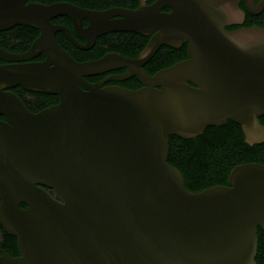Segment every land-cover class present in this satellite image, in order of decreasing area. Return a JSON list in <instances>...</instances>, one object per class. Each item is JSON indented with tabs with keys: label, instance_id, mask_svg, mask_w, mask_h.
Returning <instances> with one entry per match:
<instances>
[{
	"label": "water",
	"instance_id": "1",
	"mask_svg": "<svg viewBox=\"0 0 264 264\" xmlns=\"http://www.w3.org/2000/svg\"><path fill=\"white\" fill-rule=\"evenodd\" d=\"M238 1L0 0V30H39L25 50L0 46V225L18 248L2 249L0 264H255L264 163H237L226 184L192 191L167 160L169 135L194 137L227 119L245 142L264 141V27L226 29L243 19ZM245 1L250 12L264 3ZM62 14L71 28L51 20ZM115 30L149 38L136 56L77 60L55 37L86 49ZM184 42L186 57L143 67L160 45ZM132 75L139 87L104 84ZM17 85L58 100L32 111Z\"/></svg>",
	"mask_w": 264,
	"mask_h": 264
},
{
	"label": "trees",
	"instance_id": "2",
	"mask_svg": "<svg viewBox=\"0 0 264 264\" xmlns=\"http://www.w3.org/2000/svg\"><path fill=\"white\" fill-rule=\"evenodd\" d=\"M49 3L56 0H35ZM75 4L90 8H106L111 5L136 7L139 0H69ZM152 0H148L150 2ZM168 9V7H164ZM55 23H62L71 28V20L67 15H57L51 19ZM86 24V21H83ZM39 30L23 24H15L0 30V46L9 51H22L29 47ZM55 37L61 47L77 60L93 59L106 51H119L127 56H136L146 43L148 36L127 30H115L98 35L89 48L83 49L72 43L62 31H57ZM79 41L83 38L77 37ZM43 54L35 57L43 58ZM187 56L186 46L172 47L162 44L152 57L143 65L153 73L161 67ZM1 62V60H0ZM124 69H114L112 72H122ZM100 77V76H98ZM97 77V78H98ZM95 74L86 76V79L95 81ZM107 83H117L125 87L136 88L141 85L135 75L121 80H109ZM26 106L37 111L58 100L56 94L30 91L20 85L12 87ZM3 118V115H0ZM167 160L182 173L185 185L192 191L200 190L216 183H227V176L233 165L240 162L257 161L264 163V141L249 144L244 141V134L240 125L228 119L221 125H208L201 134L184 138L176 134L168 137ZM49 192L51 188L46 187ZM24 206L23 203H21ZM256 260L264 264V231L257 227ZM0 244L10 254H18L16 238L8 234L0 225Z\"/></svg>",
	"mask_w": 264,
	"mask_h": 264
},
{
	"label": "flooded vegetation",
	"instance_id": "3",
	"mask_svg": "<svg viewBox=\"0 0 264 264\" xmlns=\"http://www.w3.org/2000/svg\"><path fill=\"white\" fill-rule=\"evenodd\" d=\"M259 0H255V6L253 7L254 9H257L256 6H257V2ZM238 6L244 11V16H243V19L242 21L240 22H232L230 24H227L225 26L226 29L228 30H235V29H238V28H241V27H248V26H251V25H258V26H262L264 27V3L263 5L261 6V8L257 9L256 12H250L247 8V5H246V1L245 0H239L238 1ZM164 9V8H163ZM169 9V8H168ZM168 9H164V10H168ZM148 38H149V35H147ZM185 45L186 46V43H182L179 47ZM42 54V53H41ZM40 55V54H39ZM44 57V56H43ZM42 59V58H41ZM109 73H115V72H104V73H100V74H95V81H99L101 80L103 77H105L107 74ZM107 81L109 80H106L104 82V84H109L107 83ZM228 120V119H227ZM226 120V121H227ZM259 120L261 123L264 124V113L261 114L259 116ZM259 228H261L260 226H258ZM262 229V228H261ZM263 230V229H262ZM264 231V230H263ZM4 249L3 246L0 244V253H1V250ZM258 254V248L256 250V254H255V264H260V262H258L256 260V256ZM11 255H15V254H11Z\"/></svg>",
	"mask_w": 264,
	"mask_h": 264
}]
</instances>
